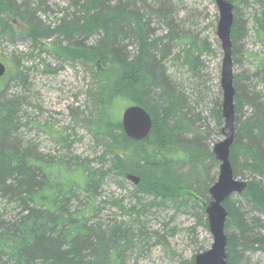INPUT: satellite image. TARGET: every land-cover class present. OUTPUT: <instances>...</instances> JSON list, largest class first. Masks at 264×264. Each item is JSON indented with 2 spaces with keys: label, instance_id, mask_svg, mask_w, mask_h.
<instances>
[{
  "label": "trees",
  "instance_id": "obj_1",
  "mask_svg": "<svg viewBox=\"0 0 264 264\" xmlns=\"http://www.w3.org/2000/svg\"><path fill=\"white\" fill-rule=\"evenodd\" d=\"M254 1L259 7L253 14L255 33L264 40V0ZM62 12L58 24L46 25L41 5L0 0V47L6 39L15 44L17 35L24 39L14 30L23 23L35 45L54 38L52 45L60 48L58 57L82 63L93 78L99 77L96 67L119 70L108 89L100 84L87 91L89 115L79 114L78 108L71 110L101 148L96 160L101 166L79 159L73 163L64 156L45 158L31 143L16 137L23 102L4 97V92L11 83L24 84L23 72L19 68L12 74L7 68L0 78V264H128L146 244L164 243L143 221L150 210L191 207L208 224L206 206L182 193L187 191L207 205L209 190L217 181L211 170L219 162L209 145V127L201 125L202 115L176 87L167 60L180 48L173 62L182 60L198 80L205 67L202 58L214 53L212 43L187 30L173 0H70ZM234 18L233 63L237 61L235 41L246 23L240 26L238 15ZM162 29L164 34L155 37ZM263 74L261 58L254 73L234 75L236 125L230 162L236 178L245 170L253 179L239 194L244 200L232 196L223 203L228 212L225 231L235 228L239 232V237L227 235L228 264H246L247 252L264 251V236L255 233L258 226L264 227L256 216L264 215V188L259 181H264V90L258 91ZM118 99H128L131 106H141L151 114L153 126L146 139L128 138L121 122L112 121V105ZM245 110L250 115L242 121ZM211 113L222 117L220 103ZM49 132L65 145L61 132L51 128ZM129 174L140 179L130 191L135 204L126 209L119 199L113 205L131 219L109 224L96 221L101 211L96 200L102 196L104 179L115 175L123 188ZM243 202L252 213L246 212ZM189 264H195V258Z\"/></svg>",
  "mask_w": 264,
  "mask_h": 264
},
{
  "label": "rangeland",
  "instance_id": "obj_2",
  "mask_svg": "<svg viewBox=\"0 0 264 264\" xmlns=\"http://www.w3.org/2000/svg\"><path fill=\"white\" fill-rule=\"evenodd\" d=\"M30 1L42 6V9L46 11V15L41 17L42 21L52 26L58 24L57 19L62 17V11L67 9L70 3V0ZM228 1L236 7L234 16L238 15L239 25L246 22L244 33L235 41L237 61L233 63V73L247 76L256 71L258 59L264 58V40L258 38L253 22V14L259 10V7L254 0ZM173 4L178 11V18L187 22V30L199 35L200 38H208L212 43L214 53L202 58L205 67L200 72V79L191 77V73L182 60L176 59L173 62L172 56L178 54L180 48L174 49L172 56L167 60L169 61L167 67L175 78L178 90L188 99L190 98L192 101L190 106L202 115L201 125L209 127L208 141L210 148L213 149L216 144L225 139L221 132L224 126L223 116L218 117L217 113H211L215 105L217 107L220 103L222 114L223 102L221 88L223 51L217 36L218 7L215 0H173ZM14 30L18 34H23L24 39L17 35L15 44H10L11 42L7 39L1 41L0 62L4 63L8 70L10 68L12 74L19 68L23 72L24 84L11 83L4 92V97H16L23 102L18 112L17 123L20 129L15 131L16 137L31 143L45 158L58 160L64 156L65 159L73 160V163L79 159L90 161L92 166L100 167L101 163L98 164L96 160L102 153L101 148L97 145L92 133L72 117L71 110L78 108L79 114L89 115L91 104L87 109V102H89L87 91L98 88L100 84L108 89L112 79L119 76V70L113 66L96 67L95 71L99 77L93 78V73L90 74L82 63L70 62L58 57L61 54L60 48L52 45L54 38L43 40L41 45H35L28 37L26 25L17 24ZM165 31L158 30L155 37L164 34ZM232 44H234L233 41ZM46 66H48V72H45ZM261 90H264V82L258 85V91ZM118 100L112 105L114 106L111 111L113 122L117 120L121 122L124 110L132 105L128 99ZM78 112L76 111L77 114ZM245 112L241 116L242 121L250 115L248 111L245 110ZM43 126L48 128L44 131ZM49 128L55 131L54 133L59 131L63 134L66 138L65 145L56 141L49 132ZM242 172L243 175L238 176L237 179L246 182L253 179L247 171L242 170ZM211 175H216L218 179L219 165L212 168ZM116 179L115 175H109L104 179L102 196L96 200L101 209L96 221L109 224L110 222H127L131 219L125 210H121L113 203L115 200L123 199L126 209L135 204L130 197L134 183L126 176L122 188L117 185ZM259 181L264 188V181ZM182 195L199 201L204 207L209 204L205 205V202L193 198L187 191ZM232 199L240 200V202L244 200L241 195H235ZM189 205L192 206V203ZM243 205L247 213H252L246 202H243ZM256 216L259 217L260 223L264 224V215L256 214ZM205 217L207 218V215ZM143 221L146 222L150 232H157L162 236L160 242L164 243L146 244L141 252H134L128 264H189L193 258L211 249L214 242L209 225L206 226L203 221H200L198 211L191 207L178 209L169 206L159 210L152 209ZM255 233L264 236V227L258 226ZM226 235L239 237V232L231 228L226 231ZM245 258L246 264H264V251L256 249L247 252Z\"/></svg>",
  "mask_w": 264,
  "mask_h": 264
},
{
  "label": "water",
  "instance_id": "obj_3",
  "mask_svg": "<svg viewBox=\"0 0 264 264\" xmlns=\"http://www.w3.org/2000/svg\"><path fill=\"white\" fill-rule=\"evenodd\" d=\"M219 11L217 24V36L221 42L223 51L221 69V88L223 91L222 116L224 126L221 130L224 140L216 144L213 153L219 162V175L217 181L209 190L211 201L206 206L209 229L214 242L211 249L199 254L195 258V264H228L227 262V235L225 231L228 212L223 203L234 195L242 194L248 183L234 176L230 162V148L235 137V89L233 73V44L231 32L234 24V6L228 0H215ZM7 73V67L0 62V78ZM122 128L125 135L135 141L146 139L152 130L153 119L151 114L141 106H130L122 114ZM127 178L135 185L140 179L134 175Z\"/></svg>",
  "mask_w": 264,
  "mask_h": 264
},
{
  "label": "bare ground",
  "instance_id": "obj_4",
  "mask_svg": "<svg viewBox=\"0 0 264 264\" xmlns=\"http://www.w3.org/2000/svg\"><path fill=\"white\" fill-rule=\"evenodd\" d=\"M7 67V66H6Z\"/></svg>",
  "mask_w": 264,
  "mask_h": 264
}]
</instances>
